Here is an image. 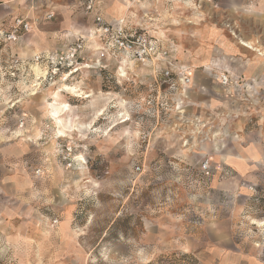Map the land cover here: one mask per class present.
Masks as SVG:
<instances>
[{"label":"rangeland","instance_id":"obj_1","mask_svg":"<svg viewBox=\"0 0 264 264\" xmlns=\"http://www.w3.org/2000/svg\"><path fill=\"white\" fill-rule=\"evenodd\" d=\"M83 1L0 0V23L5 25V15H22L35 21L30 35L63 31L69 24L90 22ZM103 1L108 10L116 0ZM158 1L150 10L124 16L137 26L150 23L153 35L162 38L174 57L180 45L185 51L193 49L194 38L187 35L196 25L222 26L238 39L220 0ZM242 1L250 8L261 3ZM47 12L54 13L50 21L44 20ZM160 30L162 34L156 33ZM106 70L101 75L97 69H82L63 90L34 95L20 75L15 80L7 73L0 77V207L6 201L25 219L40 218L56 226L69 219L84 264H208V245L194 243L195 251L189 250L191 242H180L177 233L202 231L203 221L216 215L211 172L202 171L199 154L183 147L184 138L170 128L176 122L172 100L156 124L153 107L146 105L152 94L150 68L135 66L124 75L111 61ZM78 90L84 94L79 96ZM54 102L63 105L58 125L49 114ZM64 126L66 136H60ZM193 134L197 132L192 128L184 137ZM231 169V175L241 171ZM247 174L260 188L264 163L251 164ZM243 208L235 212V241L241 247L255 246L264 228V200L249 197ZM5 244L13 250L0 239V249ZM5 262L15 260L0 253V264Z\"/></svg>","mask_w":264,"mask_h":264},{"label":"crops","instance_id":"obj_2","mask_svg":"<svg viewBox=\"0 0 264 264\" xmlns=\"http://www.w3.org/2000/svg\"><path fill=\"white\" fill-rule=\"evenodd\" d=\"M121 1L116 0L114 6L105 10L104 1L95 0L94 12L87 13L90 22L85 25L72 23L63 31H37L33 35H24L16 43L0 44V77L2 80L5 78L8 57L13 55L30 63L26 79L31 82L32 72L40 70V66L32 62L33 55L44 50H61L68 42L67 32H84L92 25L95 12L106 21L124 17L126 24L132 26L133 18L124 16L125 12L129 11L134 16L141 8L150 10L158 0ZM261 3L264 4V0ZM261 3L250 8L242 0L219 2L225 5L230 14L228 26L234 28L237 37L264 51V5ZM13 17L6 18L5 15V26ZM140 27L147 34L155 36L150 30V23L144 22ZM162 32L160 30L156 33ZM180 34L186 35V32ZM187 36L194 38L193 49L185 51L180 43V48L174 49L173 54L178 66L189 70L191 81L182 90L172 93V97L183 101L184 106L179 115L174 113L176 122L170 128L179 132L181 140L193 128L195 116L204 124L198 134L188 136V143L182 146L195 150L193 152L199 154L200 161L205 158L209 160V170L213 177L211 193L215 195L212 206L217 213L203 221L200 226L202 231L190 235L179 231L177 237L180 242H191L189 250L195 251L194 243L207 244L208 264H264V228L255 246L237 245L234 235L238 220L235 212L244 209L249 197L264 200V182L259 188L247 174L251 164L264 163V56L242 46L222 26L213 28L196 25ZM141 70L144 71V68ZM214 70L226 72L230 84L221 86ZM19 75L23 78V74ZM181 77V73L177 74L176 80ZM234 145L237 147L229 148ZM214 164L222 166L217 168ZM231 168L241 171L231 175ZM240 182L244 186H237ZM236 201H240L238 208ZM18 209H11L6 201L0 207L3 212L0 214V239L9 243L13 249L10 251L6 244L5 248L0 249L5 258L12 256L14 264H84L83 252L75 236L70 233L69 219L60 221L56 226L40 218L25 219L23 214H18ZM33 215L36 217V214ZM1 225L4 230H1Z\"/></svg>","mask_w":264,"mask_h":264},{"label":"built area","instance_id":"obj_3","mask_svg":"<svg viewBox=\"0 0 264 264\" xmlns=\"http://www.w3.org/2000/svg\"><path fill=\"white\" fill-rule=\"evenodd\" d=\"M94 2L95 0L84 1L86 13L94 12ZM53 17V12H47L44 20L50 21ZM34 24V20L21 15L13 17L7 26L1 24L0 44L20 41L24 35L32 32ZM67 40V44L61 50H44L33 55L32 62L39 65L40 70L37 73L32 72L31 82L26 79L30 63L13 55L8 57L7 75L11 80H15L20 73L23 74L22 81L29 85L30 94L34 95L46 89L63 90L70 86L69 82L75 81V76L80 70L97 69L100 72L106 69L111 61L117 63L118 69H122L125 75L135 66L150 68L152 94L147 96L149 99L146 105L153 107L152 114L157 117L156 124L159 117L168 109L170 100L173 101L171 107L175 113L181 112L183 101L173 98L172 93L190 84V72L178 66L177 59L171 50L164 46L162 38L147 34L135 24L129 26L124 17L106 21L95 12L92 25L82 33L67 32ZM180 73L182 77L177 81L176 75ZM217 79L222 86L230 84L226 72H220ZM20 124L22 126L23 122ZM203 127L204 124L195 116L193 130L198 132ZM187 143L188 137H184L183 144ZM140 169V165L135 166L136 171ZM201 169L206 175L210 174L207 158L202 161ZM54 222L56 223V220Z\"/></svg>","mask_w":264,"mask_h":264},{"label":"bare ground","instance_id":"obj_4","mask_svg":"<svg viewBox=\"0 0 264 264\" xmlns=\"http://www.w3.org/2000/svg\"><path fill=\"white\" fill-rule=\"evenodd\" d=\"M190 24V23H189ZM236 34V33H235ZM239 39V43L240 44H242L243 46H246V47H248L249 49H252V50H256V49H254L253 48V45L251 44V42H248V41H245V40H243V39H241V38H238ZM125 75V74H124ZM76 87V86H75ZM72 88V87H71ZM78 93H80L79 94V96L81 95V94H84V92L83 91H81V90H78ZM82 96V95H81ZM84 97H88V95H86V96H84ZM90 97H91V95H90ZM119 97V96H118ZM183 99V98H182ZM53 100V99H52ZM55 100V99H54ZM41 102L43 103V102H45L44 100H41ZM54 104V106H52V103H46V105H48V106H52L51 107V109H50V112H49V114L55 119V122H56V124L58 125V124H61V120H63L62 118H60L59 117V113H58V110L63 106L62 104L60 105V104H58V103H56V102H54L53 103ZM50 107H48V108H50ZM71 109V108H70ZM69 109V110H70ZM66 112V111H65ZM99 114V113H98ZM63 115V114H62ZM61 115V116H62ZM179 115V114H178ZM65 117V116H64ZM58 128V127H57ZM59 128H61V127H59ZM66 126H64L63 128H61V129H59L58 130V133H59V135L60 136H66ZM198 134V133H197ZM80 135V134H79ZM263 231V230H262Z\"/></svg>","mask_w":264,"mask_h":264},{"label":"trees","instance_id":"obj_5","mask_svg":"<svg viewBox=\"0 0 264 264\" xmlns=\"http://www.w3.org/2000/svg\"><path fill=\"white\" fill-rule=\"evenodd\" d=\"M100 73H102L101 75H104V74L107 73V70H106V69L101 70ZM76 83H77V82H76ZM253 199L255 200V199H257V197L254 196Z\"/></svg>","mask_w":264,"mask_h":264}]
</instances>
